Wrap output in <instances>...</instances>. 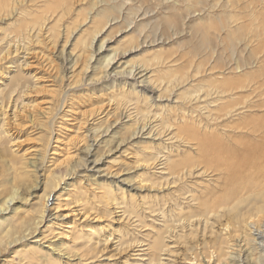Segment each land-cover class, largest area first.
<instances>
[{"label":"rangeland","instance_id":"1","mask_svg":"<svg viewBox=\"0 0 264 264\" xmlns=\"http://www.w3.org/2000/svg\"><path fill=\"white\" fill-rule=\"evenodd\" d=\"M218 1L2 3L0 199L18 191L12 214L14 224L32 220L45 210L37 237L46 245L52 243L69 260H58L47 249L33 254L29 242L6 246L9 239L5 238L0 241V264H158L156 255L148 248L158 240L159 232H164L163 216L171 230L176 231L174 221L180 216L176 204L182 205L186 216L195 212L187 202L182 203L183 192L190 188L194 194L197 191L192 187H211L209 178H200L197 169L191 179L187 176L177 180V184L162 187L168 177L166 169L195 162V131L205 135L218 130L229 132V127L238 122L236 116L224 115L233 111L231 107L239 110L247 104L251 106L245 109L247 112L244 110L247 115L264 113L254 110L263 93L258 83L264 53L253 61L246 58L259 47L258 42L249 46L247 52L242 49L246 42L238 44L232 56L223 38L228 37L227 31H222L218 38L215 34V25L223 23V19L245 15L246 0H232V6L229 0ZM255 3L260 7V1ZM242 23L246 25L245 20L231 25L232 30ZM26 25L33 31H27ZM22 30L26 31L25 37L19 36ZM243 30L239 38L248 40V30ZM102 45L99 53L96 50ZM109 57L113 59L108 67ZM237 58H246L244 61L255 66L247 65L235 72ZM196 97L201 98L196 101ZM209 111L222 115L220 120L207 117ZM185 116L187 119L183 120ZM190 122L196 125L191 128ZM192 129L195 131L190 135ZM239 133L231 135H245ZM89 151L93 156L88 157ZM156 157L169 161L155 162ZM179 188L187 189L182 192ZM54 216L67 218L50 224ZM188 233L174 240L169 262L238 264L240 248L236 239L225 245L229 255L217 257L215 251L220 247L214 242L215 237L211 239L210 230L198 231L194 236ZM133 247V251L128 249ZM193 254H200L198 262H191ZM31 256L34 258L30 259ZM45 256L51 257L49 261Z\"/></svg>","mask_w":264,"mask_h":264},{"label":"bare ground","instance_id":"2","mask_svg":"<svg viewBox=\"0 0 264 264\" xmlns=\"http://www.w3.org/2000/svg\"><path fill=\"white\" fill-rule=\"evenodd\" d=\"M6 1H8V0H0V6L2 5V3H6ZM234 1L229 0L228 4L229 5L231 4L230 6H232L233 5L232 2H234ZM241 1H244V0H241ZM255 1H258V2L260 1V7H259V3H255ZM217 5H218V3L216 2L213 5V7H214L213 9L216 10L215 7H217ZM243 10L245 13V15L243 14L244 16L240 15L241 17H238L236 15L235 16L230 15L229 17H227V21L225 19H223V23L221 22V24H218V25L216 24L215 25V31H216L215 34L218 38L222 31H227L228 37H226V38L223 37V38L226 39V41H227L226 44H228L227 49L231 51L232 56H234L236 54L235 52L238 48V44L242 45L244 42H246L245 48L241 47L243 49V51H246V49L249 48V46L251 47L252 44L257 41L258 42L257 44L259 47H256L257 46L256 45L255 46L256 48L254 47L255 49L253 51H251V55L246 56V58L249 57L248 59L250 61H253V60L257 59V56L259 54L264 53V0H252L250 2H249V0H246V3H245ZM242 20L246 21V25H243V23H244L243 22L242 26L240 28L237 27L238 29H234L235 31L232 30L233 26H231V25H234L238 22L240 23V21H242ZM216 21H217V19H215V22ZM32 24H30V25L32 26ZM27 25H26V28H27ZM33 26L36 27L37 25L35 26V24H33ZM33 26H32V28H34ZM28 29L29 28H27L26 30L28 31ZM243 29L248 30V33H249L248 40H247V37H245L244 39L239 38V34L243 33V31H244ZM34 30L37 31L35 28H34ZM30 31H33V30H30ZM24 32H26V31L22 30L20 32L19 36L25 37L26 34ZM246 36H247V34H246ZM237 41L239 43H236ZM216 42H214V43H216ZM220 43H222V42H220ZM209 46H211V45H209ZM215 47H218V46L215 44ZM103 48H104V45L99 47L98 50H96V51H98L100 53L103 50ZM213 54H216V53L214 52ZM243 55H244V53H243ZM247 55H248V53H247ZM260 57H261V55H260ZM240 58H242V57H240ZM112 59L113 58L109 57L108 60H106V63H108L107 64L108 67L111 65ZM237 59L238 60L235 62L236 66H235V68H233V70L235 72L236 71L238 72L241 69H245L244 67H246L247 65H248L247 68H249L251 65L253 66V62H248V61L246 62V61H244L245 59L244 60L241 59L242 61L239 58H237ZM261 59H262V57H261ZM231 60H232V58H231ZM256 61H255V63H256ZM229 63H230V61H229ZM212 69H214V66ZM260 70H261V72H260L261 80L258 83V89L263 91V93H260L261 98L258 101V105L257 106L254 105V110L257 109L258 112L261 113V112H264V63L262 64V67ZM248 76H250V75H248ZM246 80H248V79H245V81ZM228 81H230V80H228ZM256 81H257V79H256ZM12 82H13V85L17 84L16 81L15 82L12 81ZM224 82L225 83H223V82L222 83L226 87L227 82L226 81H224ZM218 84H220V83L218 82ZM217 86H219V85H217ZM219 88H220V86H219ZM226 88H225V90H226ZM220 89H222V88H220ZM225 90L222 91L223 95H225ZM214 92H216V91H214ZM218 92L219 91H217V94H218ZM229 95H231V94H229ZM207 97H208V95H207ZM222 97L223 96H221V99H222ZM200 98L201 97H198L195 100L196 101L198 99L200 100ZM233 98L235 99V97H233ZM209 100H210V98H209ZM201 101H199V102H201ZM228 101L229 100H227V102ZM191 102H193V101H191ZM233 102H234V100H233ZM210 103H213V102H210ZM200 104H202V103H200ZM248 104H249V102H248ZM1 105H2V103H1ZM208 105L210 106V104H208ZM237 105H239V104H237ZM237 105H235V106H237ZM246 105H243L242 107L239 106L240 107L239 110L235 109V108H234L235 109L234 110L231 107V109L233 111H230V112L226 111L228 113H225L224 115H229L230 117L236 116V118L238 119L237 123H235V121H233L235 123V126H233L232 124H231L232 126H230L229 124H227L228 122L226 123L228 126H230L229 127L230 130L227 133H225V131L222 129L224 131L222 133H220L218 130L216 133L210 132L211 133L210 135H208V134L205 135L206 133L200 132L199 130H197V132H198L197 133L194 129H192V134H190V132H189V134L193 135V132L195 131L194 137H192V138H194L193 140H194V142H196L195 145L197 146V148L195 146V150H197V152H196L197 153L196 154L197 159L194 162L192 160L193 159L192 158L191 160L193 162H190V163L188 162V164H186L185 166L181 165V167H179L177 165L174 167L172 165L170 171L166 169L167 173L165 175H168V177H166L167 179L165 180L166 182H164L165 184H162V185L160 184L162 187L164 185L168 186V185H172V184H177L178 183L177 180L182 181V179H184L187 176L190 178L191 176L194 175L195 169H197L196 174L198 173L199 177L205 176V177L209 178L211 187H204L205 185H203V188L200 187L201 189H199V187L194 188V187H192L193 186L192 185L191 187L193 188L194 192L197 191V193H194V194L191 191V189L188 187L187 188L190 189V191L187 188H186L187 191H185L186 189L183 188L185 192H183V189L179 188L180 191L183 192V194H182L183 198L181 199V200H183V202L182 201H180V202H182V203H184V201L187 202L189 204V207H193L195 212L193 215L190 214V215L186 216L185 213L183 212L182 205L181 204L178 205L175 203L177 205V207H179L178 210L180 211V216H178V219L174 221V224H176L175 225L176 231L171 230L170 226L166 223V216L163 214L164 216H163L162 223H163L164 232L160 231L158 234V240L155 241L148 248V249L151 248V251H153V253L156 255V261L158 264H175L174 262H169V261H171L170 257H172V254H173V248H174L173 246L175 245L174 240H177L178 238L181 239L180 237H182V236H180V234L187 233V231H189L188 235L194 236V234L197 233L198 231L206 232L207 230L211 231V233L213 235L211 239H213V237H215L216 240L214 239L215 241L214 240L213 241L216 242V245L218 247H220V248H217V251H215L217 254V257H225V255L227 256L228 253H225V249H226L225 245H226V243L228 244L230 239L234 238L238 242V244H236V246L240 248V250L238 251L239 252L238 255L237 256L235 255L237 257L236 262H238V264H264V113L262 115L256 114L253 116H249L250 113L247 115L246 112H247L248 108L251 109V106H246ZM222 106L225 107L224 105H222ZM229 106H231V105H229ZM198 107H201V106L199 105ZM198 107L196 106L195 108L198 109ZM220 108H222V107H220ZM225 108L227 109V107H225ZM204 109H207V108H204ZM245 109H247V110H245ZM208 110H209V108H208ZM208 110H206V111H208ZM228 110H230V108ZM213 111H214V109H213ZM213 111H209L207 117L208 116H211V117L214 116V118H216V119L221 118L220 116H222V115H220L218 113L215 114ZM195 112H197V111H195ZM212 112L214 114H212ZM218 112H221V111L219 110ZM185 115H187V114H185ZM198 117H199V115H198ZM202 117L203 116L201 115V118ZM185 119H187L186 116L183 117V120H185ZM181 120H182V117H181ZM222 120H224V119H222ZM185 122H189V121L186 120ZM202 122H204V121H202ZM210 122H212V121H210ZM230 122H232V121H230ZM199 123L202 124L201 122H199ZM192 124H193V126L196 125V123L195 124L191 123V128H192ZM0 126H3V124H1ZM219 126H220V122H219ZM228 126H225V127H228ZM183 127H186V126H183ZM198 127H200V125ZM191 128L189 127L188 129H191ZM214 128H212V130ZM218 128L220 129V127H218ZM229 128H227V129H229ZM232 132L234 134L241 132L242 135L243 134H245V135H243V136L241 135L242 137H240L239 134H241V133H239L238 136L240 138L239 137L234 138L233 135H231V134H233ZM247 134L249 137H251V138L253 137L255 141L257 140V142L254 143L255 141L254 142L252 141L253 138L251 140L249 137H248V139H250V140H248L246 137ZM91 147H92V145H91ZM89 150H91V148H89ZM91 154H92V151L91 152L89 151L88 157H90ZM92 156H93V154H92ZM161 158L156 157L155 162L157 161V162L161 163L162 161H164V163H165V160L169 161V159H167L166 157H163V160ZM91 164H93V162H91ZM92 166L95 168V166H96L95 163ZM91 171H92V169H91ZM198 176H197V178H198ZM189 178H186V179H189ZM176 181H177V183H176ZM197 186H200V185L197 184ZM178 187H180V186H178ZM4 195L5 196H3L0 199V241L2 242V239L4 240L5 238H7V241L9 239V242L6 243L7 244L6 246H9V247H11L12 245L14 246V245H18L21 243L29 242L28 244L32 245L30 247L32 248V250L34 252L33 254H37L38 252L42 251L43 249H47L49 252H52L53 254L58 256L59 257L58 260H60V259H66L67 260L68 258H65L66 257L65 254L61 250H56L55 248H53L54 246L53 247L51 246L52 243H51V245H46L45 241H43L42 238L37 237L39 234V227L44 220V216H45L44 214L46 211L45 210H44V212L42 211V214L40 213L39 216H37L36 218H33L32 220H29L27 222H22L20 224H14V223H12L13 222L12 214L14 213L13 206H14V203L16 202V199L18 196V191L14 190L10 194H4ZM205 198H208V199H205ZM171 200L175 201V199H171ZM176 200H178V199L176 198ZM170 209H171V207H170ZM175 210L176 209H173V212ZM122 214L124 216L125 213L123 212ZM174 215L176 216V214H174ZM60 218H62L64 220L67 217L66 216H59V217L54 216V218H52V220H50L49 222H50V224L55 223L53 221L54 220L59 221L58 219H60ZM154 223H156V222H154ZM185 230H186V232H185ZM163 235H166V236L164 237ZM241 237L243 239L239 240V239H241ZM134 247H133V249L132 248H128V249L133 251ZM138 248L140 249V247H138ZM144 248L147 249L146 247H144ZM3 249H5V247ZM48 251H46V252L49 253ZM148 251L149 250H147V253H148ZM25 254H26V257H29L30 252L27 251ZM148 255H146V256H148ZM199 255L200 254H198V256L194 255L195 257L192 259L191 262H193V261L198 262L197 259H198ZM138 256L144 257L141 254H139ZM31 258H34V257L31 256L30 259ZM44 258H46L49 261V259L51 257L45 256ZM167 258H169V259H167ZM185 260H187V257ZM46 264H57V263L56 262H47Z\"/></svg>","mask_w":264,"mask_h":264}]
</instances>
